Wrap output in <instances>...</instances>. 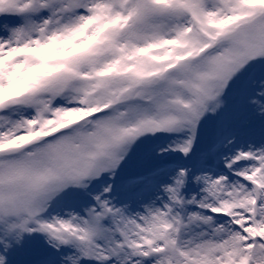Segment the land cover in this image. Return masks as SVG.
Returning a JSON list of instances; mask_svg holds the SVG:
<instances>
[{
  "label": "snow or ice",
  "instance_id": "6c2138e0",
  "mask_svg": "<svg viewBox=\"0 0 264 264\" xmlns=\"http://www.w3.org/2000/svg\"><path fill=\"white\" fill-rule=\"evenodd\" d=\"M0 264H264V0H0Z\"/></svg>",
  "mask_w": 264,
  "mask_h": 264
}]
</instances>
